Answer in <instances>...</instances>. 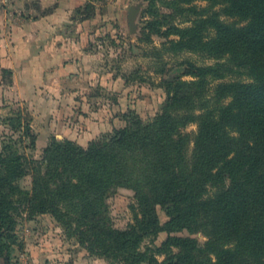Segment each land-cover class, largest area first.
<instances>
[{"label":"trees","instance_id":"trees-1","mask_svg":"<svg viewBox=\"0 0 264 264\" xmlns=\"http://www.w3.org/2000/svg\"><path fill=\"white\" fill-rule=\"evenodd\" d=\"M149 1L146 42L174 35L169 51L213 63L188 60L192 80H165L167 102L147 124L132 112L110 140L87 148L54 139L43 162L30 161L32 191L16 184L27 174L24 157L0 152L6 263L16 239L13 211L26 203L33 216L52 214L90 253L119 264H164L157 253L168 264H264V0H203L207 7L197 0ZM193 122L198 130L190 139L183 130ZM122 187L135 191L139 207L126 229L114 227L107 205ZM159 207L168 215L165 225ZM185 230L207 240L172 235ZM161 232L169 233L161 247L141 249Z\"/></svg>","mask_w":264,"mask_h":264},{"label":"rangeland","instance_id":"rangeland-1","mask_svg":"<svg viewBox=\"0 0 264 264\" xmlns=\"http://www.w3.org/2000/svg\"><path fill=\"white\" fill-rule=\"evenodd\" d=\"M14 4L12 9L16 11ZM196 5L207 7L209 3L197 0ZM158 6L170 12L161 2ZM149 8V0L74 2L68 9L63 35L67 43L76 42L80 51L92 59L83 66L82 75L73 68L59 80L31 81L21 74L24 78L18 81L12 73L4 74L0 81V152L24 157L27 174L17 181L20 188L32 191L34 170L30 161L43 162L44 151L54 139L87 148L94 140H110L117 130L127 126L132 112L147 124L167 102L165 80H192L185 73L188 60L198 65L213 63L198 53L169 51L170 40L177 39L174 35H153L152 41L146 42L143 29L152 19ZM130 10L135 12L133 23ZM220 10V6L214 8ZM22 14L25 16L24 11ZM26 125L31 128L29 136ZM197 130L198 124L193 122L183 131L192 139ZM192 147L191 143L190 151ZM42 170H46L43 163ZM107 205L114 227L126 229L135 223L139 207L134 190L120 188ZM158 214L165 225L166 211L159 207ZM13 215L16 239L12 259L6 263L0 258V264H119L90 253L52 214L33 216L26 203H17ZM172 235L191 236L201 243L207 240L201 232L190 234L185 230ZM168 236L161 232L148 237L141 249L161 247ZM157 257L168 264L164 253H157Z\"/></svg>","mask_w":264,"mask_h":264},{"label":"crops","instance_id":"crops-1","mask_svg":"<svg viewBox=\"0 0 264 264\" xmlns=\"http://www.w3.org/2000/svg\"><path fill=\"white\" fill-rule=\"evenodd\" d=\"M13 1L20 13L12 9ZM74 2L81 0H10L0 6V81L5 70L18 81L21 74L31 81L59 80L72 68L82 75L92 59L63 35Z\"/></svg>","mask_w":264,"mask_h":264},{"label":"built area","instance_id":"built-area-1","mask_svg":"<svg viewBox=\"0 0 264 264\" xmlns=\"http://www.w3.org/2000/svg\"><path fill=\"white\" fill-rule=\"evenodd\" d=\"M10 4V0H0L1 7H7Z\"/></svg>","mask_w":264,"mask_h":264},{"label":"water","instance_id":"water-1","mask_svg":"<svg viewBox=\"0 0 264 264\" xmlns=\"http://www.w3.org/2000/svg\"><path fill=\"white\" fill-rule=\"evenodd\" d=\"M129 17H130L131 23H133V20L135 18V12L133 10H130ZM131 25L134 28V25L133 24H131Z\"/></svg>","mask_w":264,"mask_h":264}]
</instances>
